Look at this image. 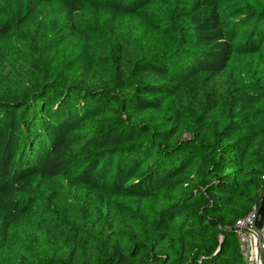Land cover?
<instances>
[{
	"label": "trees",
	"instance_id": "trees-1",
	"mask_svg": "<svg viewBox=\"0 0 264 264\" xmlns=\"http://www.w3.org/2000/svg\"><path fill=\"white\" fill-rule=\"evenodd\" d=\"M263 176L264 0H0V264H247Z\"/></svg>",
	"mask_w": 264,
	"mask_h": 264
},
{
	"label": "built area",
	"instance_id": "built-area-1",
	"mask_svg": "<svg viewBox=\"0 0 264 264\" xmlns=\"http://www.w3.org/2000/svg\"><path fill=\"white\" fill-rule=\"evenodd\" d=\"M260 203L264 207V192ZM259 205L253 206L249 213L235 223L240 250L247 264H258L257 257H259V263L264 264V216L262 225L260 227L256 225V220L259 218Z\"/></svg>",
	"mask_w": 264,
	"mask_h": 264
},
{
	"label": "water",
	"instance_id": "water-1",
	"mask_svg": "<svg viewBox=\"0 0 264 264\" xmlns=\"http://www.w3.org/2000/svg\"><path fill=\"white\" fill-rule=\"evenodd\" d=\"M258 215H259V218L256 220V225H257V227H260L262 225L263 216H264V207H263L262 203H260V205H259ZM257 260H258V264H260L259 263V257H257Z\"/></svg>",
	"mask_w": 264,
	"mask_h": 264
}]
</instances>
